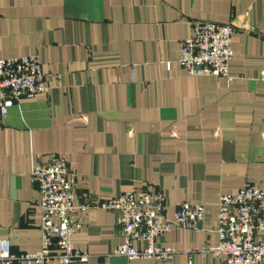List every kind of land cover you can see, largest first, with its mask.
Wrapping results in <instances>:
<instances>
[{"label": "crops", "instance_id": "crops-1", "mask_svg": "<svg viewBox=\"0 0 264 264\" xmlns=\"http://www.w3.org/2000/svg\"><path fill=\"white\" fill-rule=\"evenodd\" d=\"M193 21L234 26L229 78L179 65ZM22 56L40 59L47 91L0 116V240L11 252L40 250L30 174L36 155H60L78 202L158 190L168 218L181 203L206 212L197 229L157 239L172 260L129 261L113 255L115 215L90 208L71 240L90 258L73 264H223L188 253L218 246L222 195L264 190V0H0V59Z\"/></svg>", "mask_w": 264, "mask_h": 264}, {"label": "built area", "instance_id": "built-area-1", "mask_svg": "<svg viewBox=\"0 0 264 264\" xmlns=\"http://www.w3.org/2000/svg\"><path fill=\"white\" fill-rule=\"evenodd\" d=\"M234 32L231 24L193 21L189 37L180 44L179 65L189 76L229 78ZM46 91V75L37 56L0 59V116L20 101ZM38 159L36 155L30 178L40 196L41 248L34 253L13 254L10 242L0 240V263H87L90 254L76 250L71 240L82 229L90 208L115 215L121 242L113 255L129 261L172 260L176 249L161 246L157 239L173 228L197 229L205 221V208L190 203H181L168 218L164 194L158 190L137 189L102 201L96 194L86 193L78 202L77 176L68 159L60 155H50L43 162ZM218 207V246L190 251L189 258L210 254L223 264H264V190L246 184L235 195H222Z\"/></svg>", "mask_w": 264, "mask_h": 264}]
</instances>
